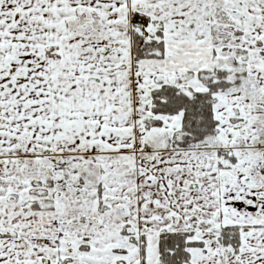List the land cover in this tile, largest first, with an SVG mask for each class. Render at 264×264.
<instances>
[{
	"label": "snow or ice",
	"instance_id": "6c2138e0",
	"mask_svg": "<svg viewBox=\"0 0 264 264\" xmlns=\"http://www.w3.org/2000/svg\"><path fill=\"white\" fill-rule=\"evenodd\" d=\"M0 264H264V0H0Z\"/></svg>",
	"mask_w": 264,
	"mask_h": 264
}]
</instances>
